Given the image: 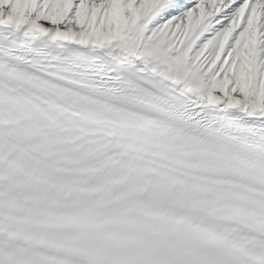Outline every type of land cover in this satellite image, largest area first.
Listing matches in <instances>:
<instances>
[{
    "label": "snow or ice",
    "instance_id": "snow-or-ice-1",
    "mask_svg": "<svg viewBox=\"0 0 264 264\" xmlns=\"http://www.w3.org/2000/svg\"><path fill=\"white\" fill-rule=\"evenodd\" d=\"M0 264H264V0H0Z\"/></svg>",
    "mask_w": 264,
    "mask_h": 264
}]
</instances>
